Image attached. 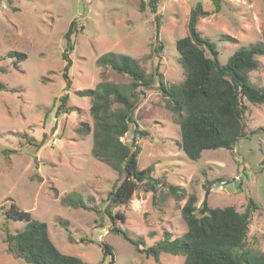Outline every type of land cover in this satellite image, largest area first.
<instances>
[{
    "label": "rangeland",
    "instance_id": "1",
    "mask_svg": "<svg viewBox=\"0 0 264 264\" xmlns=\"http://www.w3.org/2000/svg\"><path fill=\"white\" fill-rule=\"evenodd\" d=\"M0 82L16 91L0 89V264H27L6 252V230L24 228L23 221L7 219L4 211L14 204L19 210L45 222L49 236L63 253L77 255L88 263H100L108 244L112 255L102 264H157L119 234L109 231L110 218L73 208L61 202L76 192L88 205L102 210L106 194L117 173L91 154L92 134L81 123L92 125L91 100L75 90L94 88L101 81L127 85L129 77L96 64L108 51L127 54L137 60L153 85L144 89L134 110L141 151L139 168L152 166V175L184 190L176 200L165 189L155 193L141 186L128 203L112 207L124 220H114L131 237H142L145 246L163 237L181 236L186 226L180 209L186 196L194 194L199 206L204 191L211 207L234 206L243 211L247 198L253 199L246 239L252 253H264V104H248L243 121L247 136L232 149L204 150L191 160L180 149V129L159 86L179 84L184 71L175 41L187 34L190 8L201 3L209 14L197 21V29L214 42L218 60L224 64L239 48L261 40L264 28V0H160L155 35L154 14L146 7L139 11V0H0ZM74 20L73 50L69 53L71 85L65 89L61 77L63 34ZM8 51L24 52L27 57L15 68L16 57ZM261 65L251 71V81L264 85V55ZM68 94L69 112H60L59 97ZM135 124L121 137L130 143ZM81 131H77V129ZM240 175V180L232 183ZM223 185L222 189L219 186ZM89 199L92 201H89ZM184 256L161 253V264H183Z\"/></svg>",
    "mask_w": 264,
    "mask_h": 264
},
{
    "label": "trees",
    "instance_id": "2",
    "mask_svg": "<svg viewBox=\"0 0 264 264\" xmlns=\"http://www.w3.org/2000/svg\"><path fill=\"white\" fill-rule=\"evenodd\" d=\"M159 1L139 0L140 12L149 7L154 14L156 36ZM212 1L218 8V0ZM208 14L199 1L190 8L187 34L175 41L184 78L179 84L159 86L179 124L178 145L187 158L194 161L200 158L204 150L232 149L241 137L248 134L243 121L247 103L264 104V85L254 84L249 77V73L258 70L261 65L258 57L264 55V28L260 41L237 49L222 64L218 60L214 42L203 36L196 26L198 19ZM74 24L72 20L63 34L61 77L66 90L71 85L68 71L72 64L69 53L74 47ZM6 55L16 57L13 62L15 68L18 61L27 57L24 52L18 51H8ZM96 64L127 75L130 80L127 85L101 81L94 88L75 90L76 95L91 100L89 113L92 125L82 122L80 127L92 134L91 154L115 171L117 178L106 194V205L102 210L88 205L83 196L76 192L64 195L61 202L96 213L104 211L111 220L109 231L119 234L136 251L152 258L157 264H161V253L182 255L183 264H264V253H252L245 244L252 212L256 208L250 197L245 209L238 211L231 205L211 207L207 201V188L199 206L196 205V196L189 194L180 209L185 231L181 236L172 237L171 232L165 230L163 237L150 246H145L142 237H131L115 223L116 219L123 221L124 215L118 211L112 212L111 208L128 203L141 186L153 193L157 189H165L176 200L183 199L185 194L180 186L153 176L152 166L139 168L137 164L141 147L136 140L138 135L145 136L147 132L138 129L133 115L143 88L148 89L153 85L152 74H146L132 56L112 51L100 54ZM0 71L4 72L6 68L0 66ZM0 89L16 91L2 82ZM67 100V93L59 97L60 112H69L71 107L67 106ZM132 123L135 124L134 135L130 143H125L121 137L128 132ZM4 215L7 219L25 223L23 229L14 233L6 230L4 241L7 254L27 264H91L77 255L61 252L51 240L46 223L34 219L28 211L19 210L12 204ZM102 250L103 260L92 264H102L107 255H112L108 244L102 243ZM108 264H112L111 258Z\"/></svg>",
    "mask_w": 264,
    "mask_h": 264
},
{
    "label": "built area",
    "instance_id": "3",
    "mask_svg": "<svg viewBox=\"0 0 264 264\" xmlns=\"http://www.w3.org/2000/svg\"><path fill=\"white\" fill-rule=\"evenodd\" d=\"M240 175H236L233 180H232V183L234 184L236 181H239L240 180ZM223 188V185H220L219 186V189H222Z\"/></svg>",
    "mask_w": 264,
    "mask_h": 264
}]
</instances>
